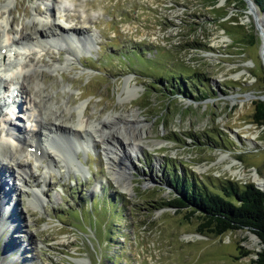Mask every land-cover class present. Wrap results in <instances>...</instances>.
I'll use <instances>...</instances> for the list:
<instances>
[{
  "label": "rangeland",
  "instance_id": "1",
  "mask_svg": "<svg viewBox=\"0 0 264 264\" xmlns=\"http://www.w3.org/2000/svg\"><path fill=\"white\" fill-rule=\"evenodd\" d=\"M45 2L72 21L60 20L64 26L92 38L75 57L52 46L36 57L63 67L40 81L51 101H69L71 123L137 110L141 147L124 148L119 137L133 191L119 185L89 130L77 150L53 142L61 158L51 169L43 167L47 158L27 157L36 179L11 181L23 192L7 181L9 197L0 194L15 214V228L0 235V264H251L262 249L256 234H202L197 215L164 203L178 196L176 179L213 186L222 179L256 185L255 173L264 178V127L253 122L254 102L264 96V33L254 8L247 0H16L12 37L28 17L49 12ZM178 73L189 76L187 90L209 97L168 89L165 80ZM129 77L137 92L126 99ZM83 102L80 116L75 108ZM73 150L83 176L70 164ZM35 189L44 190L38 207L30 202Z\"/></svg>",
  "mask_w": 264,
  "mask_h": 264
},
{
  "label": "bare ground",
  "instance_id": "2",
  "mask_svg": "<svg viewBox=\"0 0 264 264\" xmlns=\"http://www.w3.org/2000/svg\"><path fill=\"white\" fill-rule=\"evenodd\" d=\"M53 1L56 2V0ZM15 3L16 0H3V3L0 4V191H2L0 194L3 193L4 197H9L10 193L7 189L9 185L11 190L24 191L21 187L12 186L11 181L19 180L17 183L27 186L28 180L22 173H29L27 172L29 164L23 160L25 154L32 155L37 159L46 157L51 169L57 166L58 157L61 158L52 146L53 142H58L66 150H68L67 148L77 150L85 145L87 135L90 138L91 135L88 130L96 136V141L104 145L103 149L107 155L111 172L116 180L120 181L119 185L125 190L133 191L130 167L127 165L129 162L120 154L122 148L119 137H123L126 141L123 142L125 143L124 148L126 146L133 152L139 151L141 139L137 136L139 135L136 130L138 127H135L140 122L139 112L133 110L98 122L92 121V117H89L85 122L83 120V122L71 123L67 117V115H72L73 108L68 103L69 101L62 104L63 109L62 106L54 104V98L51 101L53 96L45 90L44 83L40 82L46 71L61 70L63 67L55 61L40 65L35 55L41 57L44 52L51 50L50 47L52 46L66 49L69 55L75 57L80 50L85 48L82 43L85 42L86 47H88L92 44V38L89 34L83 35L81 38L72 28L64 27L55 10L56 5L48 7V10L51 11L48 16L43 17L37 14L27 16L26 23L22 22L23 26L17 31L19 35L12 37V23L15 18H12L11 15L14 12ZM254 11H256L258 26L264 33V14H260L256 8ZM61 19L64 20V17L61 16ZM48 24L51 25L50 29L45 28ZM28 25H31L30 31L27 29ZM4 48H7L6 53L2 52ZM72 60L67 57L66 63L70 64ZM130 79V77L127 78L124 89L127 93L126 99H130L137 92V88L129 84ZM13 86L20 87L25 99L24 107L26 109L22 107L23 111L19 115L14 113L13 109L7 106L9 103L6 102L8 101L6 96L12 97L14 95ZM86 107V102H83L75 109L82 116ZM14 114H16V118L13 117ZM23 118L26 120L24 121ZM42 129H45L47 133H42ZM52 137L54 139L51 141ZM32 146L42 149L40 156L37 152L30 151L29 147ZM74 152L75 150H73L74 155L70 164L75 172L83 173L85 168ZM66 167L69 168V166ZM253 175L257 184L264 189V178L258 173ZM29 176L31 179H36L33 173ZM43 196L42 190H32L31 206L42 205ZM7 199L3 201L0 199V235L7 229L6 227L11 228V230L15 228V214L10 204H7Z\"/></svg>",
  "mask_w": 264,
  "mask_h": 264
},
{
  "label": "trees",
  "instance_id": "3",
  "mask_svg": "<svg viewBox=\"0 0 264 264\" xmlns=\"http://www.w3.org/2000/svg\"><path fill=\"white\" fill-rule=\"evenodd\" d=\"M259 10L264 13V0H254ZM183 72V70H182ZM171 75L165 80V85L171 91L178 90L195 99H206L207 90H187L185 82L189 76ZM196 75L193 81H199ZM177 77V79L175 78ZM195 88V87H194ZM197 89V88H196ZM200 93V94H198ZM253 122L264 127V101L257 100ZM214 138V136H213ZM178 196L169 199L164 205L189 209L192 215L201 219L200 232L202 234L223 235L228 231L249 230L256 234L262 243V249L251 264H264V191L254 183L240 184L232 180H221L219 184H210L206 181L187 178L173 180ZM213 188V189H212Z\"/></svg>",
  "mask_w": 264,
  "mask_h": 264
},
{
  "label": "water",
  "instance_id": "4",
  "mask_svg": "<svg viewBox=\"0 0 264 264\" xmlns=\"http://www.w3.org/2000/svg\"><path fill=\"white\" fill-rule=\"evenodd\" d=\"M247 2L249 4L250 9L255 8V7L258 9V7H257L256 3L254 2V0H247ZM262 14H264V13H262ZM262 56L264 58V44H263V48H262ZM261 100H264V96H261ZM256 186L259 189L264 191V189L262 187H260L257 183H256Z\"/></svg>",
  "mask_w": 264,
  "mask_h": 264
}]
</instances>
